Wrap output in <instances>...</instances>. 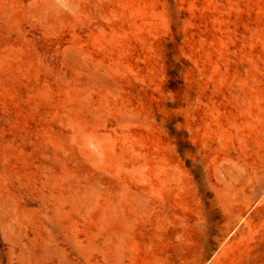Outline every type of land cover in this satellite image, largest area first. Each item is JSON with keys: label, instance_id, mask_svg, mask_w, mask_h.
Returning <instances> with one entry per match:
<instances>
[{"label": "rangeland", "instance_id": "374dc122", "mask_svg": "<svg viewBox=\"0 0 264 264\" xmlns=\"http://www.w3.org/2000/svg\"><path fill=\"white\" fill-rule=\"evenodd\" d=\"M0 264H264V0H0Z\"/></svg>", "mask_w": 264, "mask_h": 264}, {"label": "crops", "instance_id": "0c3cea01", "mask_svg": "<svg viewBox=\"0 0 264 264\" xmlns=\"http://www.w3.org/2000/svg\"><path fill=\"white\" fill-rule=\"evenodd\" d=\"M230 194L232 195H240L241 193L245 196L243 201H254L255 200V192L251 191V186H243V190L241 187H238L237 185H231L229 187Z\"/></svg>", "mask_w": 264, "mask_h": 264}]
</instances>
